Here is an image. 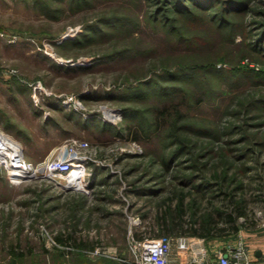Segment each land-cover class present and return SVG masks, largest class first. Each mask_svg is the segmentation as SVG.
Instances as JSON below:
<instances>
[{
    "label": "rangeland",
    "instance_id": "rangeland-1",
    "mask_svg": "<svg viewBox=\"0 0 264 264\" xmlns=\"http://www.w3.org/2000/svg\"><path fill=\"white\" fill-rule=\"evenodd\" d=\"M252 1L232 36L167 0H0V127L32 162L72 137L90 144L84 187L0 172V264H134L132 236L160 237L174 189L195 201L186 218L264 241V0ZM231 195L248 212L235 233ZM178 238L172 264H186Z\"/></svg>",
    "mask_w": 264,
    "mask_h": 264
},
{
    "label": "built area",
    "instance_id": "built-area-1",
    "mask_svg": "<svg viewBox=\"0 0 264 264\" xmlns=\"http://www.w3.org/2000/svg\"><path fill=\"white\" fill-rule=\"evenodd\" d=\"M89 142L80 138H69L65 144L57 148L52 154L39 162H32L26 158L24 146L11 134L0 127V172L17 184L28 179L43 178L59 183L78 178L85 185L88 171L87 149ZM73 173V174H72ZM73 177V178H66ZM64 187V186H63ZM132 249L136 255L134 264H172L173 237L137 238L132 236ZM180 250L188 248L186 237L179 238ZM100 249L97 248L96 252ZM195 256L188 264H240L250 263L247 247L240 242L232 249L229 256L220 251L216 257L203 260L204 253ZM260 264H264V261Z\"/></svg>",
    "mask_w": 264,
    "mask_h": 264
},
{
    "label": "trees",
    "instance_id": "trees-1",
    "mask_svg": "<svg viewBox=\"0 0 264 264\" xmlns=\"http://www.w3.org/2000/svg\"><path fill=\"white\" fill-rule=\"evenodd\" d=\"M167 1L172 4L173 10L180 13L181 16H184L190 20L192 18L193 21L198 20L206 24L209 23L215 25L216 28L214 29H216V32L223 31V29L226 28L227 31L225 32H228L232 36H234L233 31H235L237 26L243 25V27L245 28V26L247 25L248 27V24L238 25V18L244 16L249 10L255 9L252 0H189L191 1L192 6L186 5V1L188 0ZM213 9H216V11L213 12ZM210 27L213 28L212 26ZM262 38H264V36H261V39ZM261 39H257L256 42L261 43ZM215 62V60L209 61L208 65L212 66V64H214ZM172 159L173 158H171V161ZM225 161H227V159ZM166 163L168 164V162ZM174 192L178 196L177 204L173 206L171 203H167L164 211H162L158 216L157 225L161 229L158 235L173 238L185 235L212 238L216 236H224L226 234L223 231V229L226 228L225 226L221 227L217 224V222H215V220H212L211 217H195V210L193 211L194 214L191 218H186L185 216L187 214V207L195 208V201L193 200L190 204L187 205L185 202L186 194H184V192L178 191L177 189H174ZM228 204L231 209L230 211L228 210V212H225L227 213L225 217L230 223H232V228L234 231L233 233H235L240 228V226L237 224L238 218L240 216H246L248 212L242 198L235 200L231 195L229 197ZM135 236L137 238L144 237V235H139V233H136Z\"/></svg>",
    "mask_w": 264,
    "mask_h": 264
},
{
    "label": "crops",
    "instance_id": "crops-1",
    "mask_svg": "<svg viewBox=\"0 0 264 264\" xmlns=\"http://www.w3.org/2000/svg\"><path fill=\"white\" fill-rule=\"evenodd\" d=\"M136 233L142 235L143 231H138ZM184 237H186V241L190 243L188 246V251H180V259H177L186 264H188L193 257L197 255L198 257H200V255H202L200 251L204 253V256L202 257L203 260L206 261L216 257L217 253L220 251L224 252V254L228 252V254L230 255L232 249L236 247L240 242H244L247 247L248 257L250 259L249 264H260L264 261V241L254 239L252 235L249 236L248 239L243 236H239L235 240H232L233 238H230L232 236H216L212 238H204L199 236ZM172 261H176L174 259V256Z\"/></svg>",
    "mask_w": 264,
    "mask_h": 264
},
{
    "label": "bare ground",
    "instance_id": "bare-ground-1",
    "mask_svg": "<svg viewBox=\"0 0 264 264\" xmlns=\"http://www.w3.org/2000/svg\"><path fill=\"white\" fill-rule=\"evenodd\" d=\"M66 178H73V177H66ZM59 184L66 187V188L67 187L73 188V187L81 186L83 184V182L81 180H79L78 178H75L74 180H70V181H60Z\"/></svg>",
    "mask_w": 264,
    "mask_h": 264
},
{
    "label": "water",
    "instance_id": "water-1",
    "mask_svg": "<svg viewBox=\"0 0 264 264\" xmlns=\"http://www.w3.org/2000/svg\"><path fill=\"white\" fill-rule=\"evenodd\" d=\"M228 255H229L228 252H226V253H225V256H228Z\"/></svg>",
    "mask_w": 264,
    "mask_h": 264
}]
</instances>
